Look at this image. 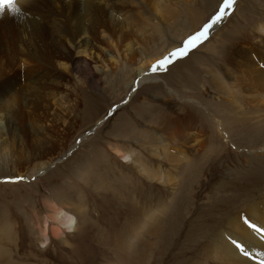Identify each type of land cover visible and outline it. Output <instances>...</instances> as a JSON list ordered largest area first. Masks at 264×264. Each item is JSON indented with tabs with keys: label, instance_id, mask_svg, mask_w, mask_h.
I'll return each instance as SVG.
<instances>
[{
	"label": "rangeland",
	"instance_id": "374dc122",
	"mask_svg": "<svg viewBox=\"0 0 264 264\" xmlns=\"http://www.w3.org/2000/svg\"><path fill=\"white\" fill-rule=\"evenodd\" d=\"M136 1L146 10L142 19L125 13V4L108 8L114 30L101 32L89 46L69 44L73 58L91 61L94 73L59 60L56 68L68 85L29 87L26 70L35 67L37 80L40 63L19 43L12 64L9 40L0 39V264H213L200 253L202 236L212 223L220 225L232 205L241 212L264 196V132L253 118L229 111L240 107L245 117L251 114L245 95L257 91L241 86L247 58L231 54L235 44L228 39L240 30L236 42L254 56L263 53L264 0H237L206 39L153 72L174 92L163 80L134 86L157 59L198 31L221 0ZM12 77V86L2 83ZM119 149L132 152L153 176L164 174L167 183L142 175ZM138 204L144 222L149 211H158L147 229L128 228ZM75 207L81 210L77 231L58 236L62 228L52 215Z\"/></svg>",
	"mask_w": 264,
	"mask_h": 264
},
{
	"label": "bare ground",
	"instance_id": "6f19581e",
	"mask_svg": "<svg viewBox=\"0 0 264 264\" xmlns=\"http://www.w3.org/2000/svg\"><path fill=\"white\" fill-rule=\"evenodd\" d=\"M138 3L139 2H137L136 0H67L66 3H61V4H59L57 0H15V6L16 8L19 9L18 12L13 11L11 8L0 9V37H1L0 39L7 37L9 40L8 49L10 53L6 54V56L8 57V60L12 64H14V62L17 60L14 55L19 53V50L17 48V45L19 43H23L24 45H26L27 47L26 55L28 56V58H30L31 56H34L36 57L37 62L40 63V65L37 66L38 69H40L39 71L40 73L37 76V80L35 79V75H37V73L33 74V70L35 69V67L28 68L26 70V72L31 75V81H29L30 83L29 87H32L33 86L32 84L36 82L43 83L44 85H47V87H52V88H56L60 85H68L64 79L65 74L56 68V63L59 60L67 61V63L71 64L72 67L78 69V72H85L90 75L94 73V70L91 67V63H92L91 61L84 58L82 63H79V59L73 58V50L69 46V44L74 45L75 47L78 45V47L76 48H79L80 44L81 45L85 44V46H89V45H92V42L94 40H99L101 32H104V31L108 32L109 30H114L113 25H112L113 18L111 19V17H107L108 11H105V10H108V8L113 9V7H118L120 5L122 6V4H125L124 7H126L127 9L125 10L127 11L125 13H127L128 15H132L131 17L133 16H135L136 18L141 17L142 19L143 17L146 16V13H145L146 10L144 9L145 8L144 6L142 8L141 4L139 5ZM117 10H120V8ZM113 12L115 13V11ZM111 15L114 16L113 14ZM131 17L127 19L128 22L131 21L132 19ZM225 17L226 16H224L212 28H214L215 30L217 26H219L220 22L225 19ZM224 30H225V25L218 30L217 36L221 34ZM238 34H240V30H235L234 33L228 35V39H231V41L235 44L233 48L235 50H231L232 53L231 51L230 53L231 54L240 53L241 55L244 54V56L247 58L245 66L249 68L250 70L247 68L244 70V74L243 76H241L244 79L241 82V86L242 84L244 86L248 84L249 88L251 89L254 86L257 92H253V93L248 92L245 95L249 103L251 104L250 106L253 109V111H250L251 114L245 117L244 115L246 112L241 111L239 109L240 107L238 109L231 108L229 111L238 110L239 113L240 112L243 113L240 115L245 120L249 118H253L256 121L257 127H260V130L264 132V50L262 49L263 51L262 54L258 53L256 54V56H254L252 53L246 50L247 49L246 46H245L246 48H244L236 42L239 39ZM83 35L85 36L86 39L82 37ZM79 37L81 39L84 38L82 43L81 41H77ZM75 43H77V45ZM125 47H126L125 48L126 51H129V52L133 51V49L131 48L129 44H127ZM224 48L226 47L224 46ZM219 50L221 49L219 48ZM236 50L238 51V53L236 52ZM34 53H37L40 57L36 56ZM236 58H238V55L236 56ZM262 63H263V68L259 67V65L262 66ZM231 74L232 76L234 75L233 72ZM138 76H139V72L135 74L134 81ZM236 78L237 77H233V80H235ZM161 80L164 81L163 78H161L159 75H156L153 72H149V73L144 72L139 77V83H138L139 85H135L134 88L140 86L141 84L147 81L157 82ZM238 80L240 79L238 78ZM2 83L6 86H12L15 83V81L13 80V77H12L10 78V80L8 79L3 80ZM164 84L167 86V88L170 91L174 92V89H172L169 85H167L166 82ZM227 94L229 95V93ZM15 101H18V100H15ZM198 102L202 104L201 101H198ZM203 106L207 114L211 118H214V117L216 118V115L213 113V111H211V109H208L206 105H203ZM115 108L116 107L112 109H115ZM112 109H111V112H112ZM108 115L109 113L99 118V120L97 121V125H101L102 122L105 121ZM0 118L2 119L1 113H0ZM217 128L219 130H222V124L219 123ZM215 133L216 131L213 134L215 135ZM225 136H228V135H225ZM211 144H214V142ZM215 146L216 144L214 145V147ZM74 148L75 147H73L72 149ZM156 153L158 156L160 155L158 151ZM118 154L124 159V161L132 163L138 169V171L142 175L146 176L147 178L155 179L162 184L167 183V179L164 176V174L155 173L154 174L156 176L155 177L152 175V173L149 172L148 167H144L140 162L133 161L134 154L132 152L127 151L124 153V152H121V150L119 149ZM5 173L7 174L11 172H4L3 174ZM191 181L193 182L196 180L191 179ZM139 206H141V204L136 205L135 209H133L134 210L133 217H132L133 220L130 222V226L128 225V228L135 229V227L138 228V226L139 227L143 226L142 228L147 229L150 226L148 224L152 223L151 221L156 220L155 216L157 215L158 211L157 212L149 211L152 217L149 215V218H148L149 220L146 221L147 223L144 222V219H143L144 214L142 215V213L140 212L142 210H139L140 208ZM241 208L243 209V210L241 209L242 210L241 212L239 211V209L237 211H234V209L236 208L234 205H232L229 215H226L225 218H223L221 222H219L220 225L217 223L215 224L214 222L212 223L214 227L211 231L207 232L206 234L204 233L205 234L204 236L200 234L204 239H206L204 244H202V247L199 248L201 249L200 253L204 254L206 252L205 255L208 258H211L212 261H214L212 262L213 264H261V259H264V238H262L264 237V234L252 230L247 224L244 223V219H243L245 216H247L251 222L256 223L257 225H264V196H262L258 200L253 199L247 204L245 203V205H242ZM73 210L74 212L68 211L64 208H59L55 211L54 215H52L54 220L62 228L61 231L56 230L58 236H63L65 232L71 233V232L77 231L78 229L77 212L81 213V210H80V207H75ZM150 210H152V208ZM212 214L211 216H209V222L212 220L214 221ZM79 217H80V214H79ZM209 222L207 221L205 223H209ZM142 223H144V225H142ZM186 223L188 224L189 221H186ZM44 226H45L44 231H46L48 229V226L47 224H45ZM199 226H200V223L198 224V227ZM201 229L204 230V226H202ZM194 233L196 234V232ZM185 234L186 233L184 232L182 237ZM42 235H43L42 243L43 244L49 243L48 235L44 233ZM197 235H199L198 232H197ZM190 237H194V236H190ZM186 239H188V237ZM191 239H194V238H191ZM139 241L140 240H137L136 244H138ZM233 241H235L236 243H233ZM237 244L243 245L245 249L250 253V255L245 256L242 252H240L239 248L237 247ZM184 245L186 246V244ZM135 253H137V249H135ZM0 255H1V251H0ZM182 257H183V254H179V258H182ZM180 261L182 262V260ZM192 261L193 260H191V262ZM204 261H207V260H204Z\"/></svg>",
	"mask_w": 264,
	"mask_h": 264
},
{
	"label": "snow or ice",
	"instance_id": "6c2138e0",
	"mask_svg": "<svg viewBox=\"0 0 264 264\" xmlns=\"http://www.w3.org/2000/svg\"><path fill=\"white\" fill-rule=\"evenodd\" d=\"M236 0H221L215 13L202 25V27L194 34L189 35L182 43V46L176 47L171 50L167 55L157 59L151 65V71L156 72L160 68H165L167 65L173 63L175 59L182 58L189 52L190 49L195 48L202 40L206 39L210 29L218 23L224 16L228 14L229 10H234ZM11 8L13 11H19L15 6V0H0V9ZM244 223L247 224L252 230L264 234V225H257L251 222L247 216L244 218ZM264 238V237H262ZM233 243H236L233 241ZM240 252L245 256L250 253L243 245L237 244ZM261 264H264V259H261Z\"/></svg>",
	"mask_w": 264,
	"mask_h": 264
},
{
	"label": "water",
	"instance_id": "95a60500",
	"mask_svg": "<svg viewBox=\"0 0 264 264\" xmlns=\"http://www.w3.org/2000/svg\"><path fill=\"white\" fill-rule=\"evenodd\" d=\"M120 106H121V105H119V107H120ZM119 107H118V108H119ZM116 110H117V108L113 109V111H112L111 113H109L108 116L114 114V113L116 112ZM94 130H95V128H93L91 131H88L86 134L82 135V137L79 138L78 142H80L83 138H85L86 136H88L89 134H91V132H94Z\"/></svg>",
	"mask_w": 264,
	"mask_h": 264
}]
</instances>
